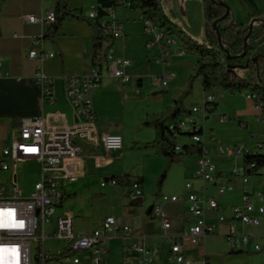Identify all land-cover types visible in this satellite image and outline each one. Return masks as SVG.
Instances as JSON below:
<instances>
[{
	"label": "crops",
	"instance_id": "crops-1",
	"mask_svg": "<svg viewBox=\"0 0 264 264\" xmlns=\"http://www.w3.org/2000/svg\"><path fill=\"white\" fill-rule=\"evenodd\" d=\"M64 1L68 3L70 9H82L84 15L87 17L98 7L97 0H93V5L92 0ZM71 1L75 3L71 5ZM225 1L227 3V0ZM254 1L261 13L260 18L264 19V12L261 10L259 2L257 0ZM184 4L185 1H183ZM125 8L129 7L125 6ZM54 9L55 3L53 0H6L0 8V55L2 64L0 67V162L3 159V148L10 144L13 131L20 127L23 119L43 117L52 121L51 117L58 115L68 125L76 123V116L67 96V80L69 78L90 74L98 62L102 63L101 68L104 69V63L106 62L105 55L108 51L116 58L137 61L136 64L132 61V65L127 71L132 77L130 83L123 84L120 80L107 76L103 79L101 87L92 96V106L97 116L96 125L98 134H117L122 136L124 140L123 149L107 154L99 143L92 144L86 141H79L82 146L81 160L77 163L66 162L64 170L55 174L66 200H63L61 205L58 206L56 215L49 224L52 226L48 232V225L45 233L47 240H56L54 234L57 218L65 215L73 217L74 232L78 235L90 234L101 230L106 218L116 217L121 219L123 224L132 230L127 235L120 232L111 239L122 238L125 259L128 254H130L129 256L133 255L130 251L138 245L157 248L160 254L163 247H159L156 241L163 239V225L160 220L156 219L154 214H150L146 210L150 203L169 204V202H165L162 199L169 195H166L165 191L162 190L159 196H157L158 191L147 185L146 176L149 170L152 171L153 164H155L157 171L167 169L168 160L164 157L156 156L153 151H134L132 147L135 144L145 145L154 141L156 136L155 131L149 124L151 123L149 122L151 116L157 113L161 116L168 107L174 106L177 99L187 89L189 78L186 84L180 86L169 98L166 95H160L159 98H156V100L161 102V108H159L158 112H150L142 108L129 122L128 116H126L127 106L132 102L143 104L146 99H141L143 93L147 95L153 91V95H155L154 93L162 91L168 95L167 89L172 80L168 87L156 88L153 85L155 77L152 80L151 78H147L150 76L146 73V70H149L147 60H157V62L160 61L158 62L159 64H166L167 58L171 56L169 48L167 46L162 48L158 44H154L152 48H149L148 44L154 40L153 33L147 32L149 22L144 21L141 14L132 10L122 11L121 9H119V14L117 13L118 9H116L114 17L122 27L123 36L120 39H115L110 50L103 47L95 53L92 46V31L86 24L72 19H67L64 22L63 30L59 32L56 38V44L45 42L42 39L44 29L39 25L25 24L22 17L26 15H40L54 11ZM250 20L252 21L251 18ZM202 21L203 24V18ZM182 25L188 27V30L191 23L186 20ZM244 25L249 26L250 24L245 23ZM152 26L154 27V24ZM154 48H157L159 53H162L161 57L157 58V56H153L152 51ZM32 50H44L45 52L55 54L54 58L48 59L43 63L44 73L52 81L54 102L44 99L42 86L35 80V73L39 62L37 60H29L28 55ZM183 54L181 51L180 55L183 56ZM191 74L192 72H190V76ZM163 76L166 75L162 74L156 77ZM171 76L173 77V75ZM136 97H140V99L137 100ZM188 109L191 110V108ZM218 109L219 107H217L216 112ZM211 118V114L206 112L205 119L209 120ZM197 123H199L198 120ZM200 125L203 132L202 135L204 136V124ZM3 131H9L6 140L2 138ZM211 136L213 137L212 134ZM183 137H186L187 142L181 145L192 144L188 136ZM2 143H4L3 146ZM262 144L264 143L261 142L259 146ZM248 150L260 151L261 149L249 148ZM23 161L36 163L34 160H22L16 163ZM9 162L11 169V164L16 163L11 160ZM9 171L0 169V172ZM217 172L223 175L227 174L225 168L217 169ZM73 176L77 178L74 182L70 180V177ZM113 177L121 179V183L116 186L107 183L103 186V183H106ZM193 178L194 184L187 183L192 185L193 191L200 197H215L226 209L225 214L227 213V217H229V209L237 206L234 205L238 203L235 200V193H240V203H243L244 186L240 178L229 180L233 189L232 191H227L222 196L217 195L215 187L204 185L195 176V173ZM13 180L18 183L17 174H14ZM134 181H138L143 190V198L135 202L128 198L130 186ZM247 187L250 192L258 191L257 185L250 187V178ZM165 188L166 185L164 184L163 189L165 190ZM32 189L33 187H31L30 191ZM187 195L188 191L186 188L180 192L179 196L172 194L170 197L177 196L180 200L177 204L169 205L183 206L187 212ZM137 203L142 204L141 206H137ZM168 214L173 224V229L169 232L171 235L182 232L194 222V217L188 213L189 216L183 219V225L178 227L173 221V214L171 212ZM207 221L215 223L216 213L209 211L207 213ZM229 224L230 221L219 225L216 232L219 238L227 244L226 237ZM234 224L236 225V223ZM253 230V234H249V236L264 241L261 237L262 229ZM207 239L203 244L188 253L192 259L201 260L202 258H206L214 263L207 247ZM110 241L108 243L107 255L105 256V264L109 262ZM147 241H152L154 245L147 246ZM194 252H196V255H193ZM245 252L247 254L250 253L248 249ZM86 254L88 262L92 264L89 253ZM169 254L171 259L170 248ZM229 254L236 253L229 247ZM155 258L152 264L155 263ZM171 261L173 260L171 259Z\"/></svg>",
	"mask_w": 264,
	"mask_h": 264
},
{
	"label": "built area",
	"instance_id": "built-area-1",
	"mask_svg": "<svg viewBox=\"0 0 264 264\" xmlns=\"http://www.w3.org/2000/svg\"><path fill=\"white\" fill-rule=\"evenodd\" d=\"M129 7L128 4L124 5ZM108 16L99 20L104 35L117 39L123 36L120 23L114 17V9H108ZM89 18L98 19L97 10L93 11ZM25 24L39 25L44 29L57 21L55 11H49L40 15H26L22 17ZM155 33L154 40L148 44L152 48L154 44L162 48H168L174 44L170 39L165 40V33H159L151 22L147 25V32ZM103 47H108L104 42ZM55 57L54 53L44 50L30 51L29 60H37L39 66L36 69L35 80L42 86L44 99L54 102L52 81L46 76L43 63ZM104 69L98 62L95 69L88 75L73 77L67 80V96L76 116V123L68 125L58 115H53L52 121L43 118H27L21 121L19 128L12 134L10 144L3 148V159L0 169L9 171L10 160L15 163L22 160H34L41 166L40 180L33 186L30 193L16 186L10 191L0 188V264H48L50 259L60 257L72 264H81L78 257L81 253H89L92 264H103L108 251V243L118 233L127 235L132 232L125 226L121 219L116 217L106 218L103 228L90 234H76L74 232V219L71 215L57 218V226L54 234L56 240L63 242V246L54 257L46 250V227L52 222L59 205H61L64 192L56 180L55 174L64 170L66 162L77 163L81 160L82 146L79 141L92 144L99 143L107 154L123 149V137L117 134H98L97 116L92 106V96L101 87L105 77L110 76L120 80L123 84L131 82L132 77L127 73L132 61L124 58H116L109 51L105 55ZM160 62V61H158ZM0 55V67H1ZM8 76V74H7ZM171 75L155 77L153 85L156 88H166L172 80ZM248 100H255V96L249 95ZM215 96L209 95L205 101L204 109L208 111V104L214 103ZM256 110L261 113V105L256 102ZM199 108H193L190 115L179 117L175 122H170L169 129L175 137L187 136L191 145L203 143L202 136L198 134L201 128L195 120V114ZM221 122L227 121L226 116L221 117ZM260 120V117L257 118ZM63 121V122H62ZM190 133V134H188ZM264 149V144L259 146ZM183 145L177 144L176 152L181 153ZM248 149L242 147H221L220 154L228 158L244 157ZM232 179L240 178L243 182V203L229 209V217L225 215L226 209L215 197H200L193 191L191 184L186 185L187 212L194 217V222L187 229L176 235L169 232L173 229L170 215L163 206L157 205L155 217L163 225L162 238L170 243L172 260L176 264H215L206 258L192 259L188 253L192 252L205 240L218 231L219 225L229 222L227 242L233 252L245 251L248 248L251 237L245 233H239L234 223L240 222L243 228L262 229L261 237L264 239V189L263 191L250 192L248 190L249 178L244 165L234 170ZM244 174V175H243ZM195 176L204 185L216 188L217 195L222 196L227 191H232L231 181L225 180L226 176L218 173L208 149L204 148L198 156V165ZM260 176H264V169ZM231 179V180H232ZM72 182L75 176L70 177ZM16 183V182H15ZM67 183V181H65ZM118 185L114 178L106 183ZM17 184V183H16ZM128 198L138 201L143 198L142 186L138 181L132 182ZM169 204H177L180 198L177 196H165L162 198ZM216 213V222L207 221L208 212ZM264 251V244L255 245V252ZM133 255L125 259L124 264H152L158 256L159 249L138 245L130 251Z\"/></svg>",
	"mask_w": 264,
	"mask_h": 264
},
{
	"label": "rangeland",
	"instance_id": "rangeland-1",
	"mask_svg": "<svg viewBox=\"0 0 264 264\" xmlns=\"http://www.w3.org/2000/svg\"><path fill=\"white\" fill-rule=\"evenodd\" d=\"M50 1V0H49ZM183 1L185 4L183 5ZM244 0H227V5L231 8L234 19L237 23L242 24H250V16L247 9L243 6ZM259 5L261 6V10L264 12V0H257ZM75 2L71 1V5ZM92 0V5H93ZM162 7L166 15L169 19L182 26L185 31L188 27H184V22L187 20L191 25L187 32L199 43L204 44V30L202 24L203 18V6L200 0H163ZM93 9V8H92ZM117 13L119 14V9L131 11L130 8H125V6H120L117 8ZM139 14V13H138ZM154 24V27L157 28L159 33H165L159 27V24L156 22H151ZM155 35L154 31L151 32ZM166 35V34H165ZM120 39V38H118ZM170 39L174 42L173 45L169 48L171 56L167 58V63L162 64L158 63L157 60H147L148 61V69L146 70L147 74L152 78L156 76L165 75H173L172 82L168 87V95L166 92L159 91L154 93L153 91L149 92L147 95L143 93L141 99L146 98L143 104L132 102L129 106H127V113L129 122L133 119L135 115L144 108L146 111L150 112H158L159 108H161V102L156 100L161 96H165L169 98L173 92H175L180 86L186 84L190 72L193 73L195 65L197 63V58L191 55L187 50L184 49L181 40L177 36H167L165 40ZM183 52V56L180 55V52ZM187 52V53H186ZM153 56H157V58L162 56V53H159L157 48H154L152 51ZM131 60V59H130ZM250 61H255L256 57L253 53L250 54ZM133 61V60H132ZM137 61H133L136 64ZM162 62V61H161ZM4 71L3 68H1ZM57 85H59L57 83ZM151 89V87H150ZM209 95L215 96V103L218 105V111L211 114L212 120H206L205 114L206 111L204 109L205 101ZM247 95L249 93L231 95L222 90H205L203 87L202 79H198L195 81L193 86V95L187 100L186 106L191 108H199L200 111L196 113L195 120H198V126L200 124H204V136L202 135L203 145L205 149L209 150V154L213 163L215 164L217 169L225 168L226 178L225 180L232 179V172L236 169H240L243 165V158H228L219 153L221 147H242L243 149H259V144L264 143V122L261 120L258 121L257 118L261 117V113H259L255 106V100H248ZM156 96V97H154ZM136 99H140V97H136ZM223 115L226 116L227 121L225 123L221 122V117ZM160 116L159 113L152 115L149 122H153ZM9 131L2 132V138L6 140ZM213 135V137L211 136ZM177 144H183L187 142L186 137L181 136L176 140ZM205 143V144H204ZM4 143H2V146ZM264 152V150H262ZM197 156H181L180 160L172 165L168 172L167 176L162 184L161 191H165L166 195L171 196L172 194H177L179 196L180 192L184 191L187 183L194 184V173L197 169ZM41 166L37 163H29L27 161L19 162L16 164H11V169L9 172H0V188L11 190L18 186L22 190H24L25 194L30 193L31 187H33L40 180ZM166 169H162L157 171L155 164H153L152 171L149 170L146 176L147 185L151 188H155L158 191L157 183L161 178L162 174ZM14 174L18 175V183L16 184L13 180ZM244 175V174H243ZM164 184L166 185L165 190ZM257 185L258 191H263L264 185V176L259 177H250V187ZM156 191V192H157ZM235 200L238 203L234 205H241L240 203V193H235ZM157 205H161L164 209L169 213L173 214V221L175 224L180 227L183 225V219L188 215L183 206H173L169 204L163 203H150L147 207V212L155 215V208ZM226 216L227 213L225 214ZM157 219V218H156ZM158 220V219H157ZM238 227V232H245L246 235L253 234L254 230L252 228H243V225L240 222L236 223ZM52 225L47 227V231L49 232ZM122 239V238H121ZM121 239H113L110 241V254H109V262L107 264H124L125 258L123 255V242ZM63 242L60 240H47L46 241V250L54 257L56 255ZM159 244V247H163V250L155 258L154 264H175L170 259L169 248L170 243L165 239H160L156 241ZM207 247L210 252V256L214 263L216 264H264V251L257 253L255 252V245L264 244V241L261 239H250V243L248 245L249 254H229L228 244L224 240L219 238L217 233L212 234L207 239ZM164 244V246H163ZM147 246H153L152 241L146 242ZM196 255V252L193 255ZM81 259V264H90L88 262V257L86 253H81L78 255ZM48 264H71L65 260L51 261ZM105 264V263H103Z\"/></svg>",
	"mask_w": 264,
	"mask_h": 264
},
{
	"label": "trees",
	"instance_id": "trees-1",
	"mask_svg": "<svg viewBox=\"0 0 264 264\" xmlns=\"http://www.w3.org/2000/svg\"><path fill=\"white\" fill-rule=\"evenodd\" d=\"M6 0H0V8ZM55 3L56 23L48 26L43 35V41L56 44V38L63 30L64 22L72 19L84 23L93 33L92 46L94 52L103 48L104 42H108L107 50H110L115 39L104 35L99 20L108 16V9L116 10L120 6L128 4L129 8L141 14L146 22H156L165 31L167 36H177L185 50L197 58L194 71L189 77L187 89L177 99L175 105L168 107L166 111L155 121L149 123L155 131L153 142L145 145L135 144L134 151H153L156 156L164 157L168 160V167L159 179L157 186L159 196L162 184L167 176L169 168L178 162L181 156H199L204 151L203 143L197 145H184L181 153L176 152L177 137L169 129L170 122H175L179 117L191 114L186 102L193 95V86L196 80L202 79L205 90H222L231 95L249 93L255 96L256 102L261 105V120L264 122V28L256 24L245 45V38L249 33L248 26L237 23L230 16L219 25L222 44L220 46L218 35L213 29V23L220 19L226 12L219 3L227 5L225 0H200L203 6L204 19V44H199L181 26L172 22L163 10V0H97L98 19H91L84 15L82 9H70L64 0H53ZM228 6V5H227ZM243 6L249 12L251 19L260 18L261 13L254 0H244ZM248 50L245 57L239 59H229L228 53L233 57L240 56ZM256 57L255 61H250V54ZM208 113L213 114L218 105L214 102L207 105ZM190 134V133H188ZM202 136L203 132H198ZM188 136V135H187ZM248 150L243 157V165L250 177L260 175L264 169V152ZM117 184L121 179L113 177ZM63 200H66L64 197ZM142 203H137L141 206ZM236 254H247L245 251L234 252ZM60 261L61 258H53L51 261Z\"/></svg>",
	"mask_w": 264,
	"mask_h": 264
},
{
	"label": "water",
	"instance_id": "water-1",
	"mask_svg": "<svg viewBox=\"0 0 264 264\" xmlns=\"http://www.w3.org/2000/svg\"><path fill=\"white\" fill-rule=\"evenodd\" d=\"M212 2L214 4L218 3L216 0H212ZM220 6L224 7L226 12L225 14L218 20H216L214 23H213V29L214 31L217 33L218 35V41H219V44L220 46H222L223 49H225V47L223 46L222 44V38H221V33H220V30H219V25L221 22L225 21L231 14V8L227 5H225L224 3H219ZM258 24V25H261L263 28H264V19L263 18H255V19H252L250 25L248 26V30H249V33L248 35L246 36L245 38V45L247 46L248 45V39L250 37V34L252 33L253 31V28L254 26ZM248 50H245L244 53L240 56H237V57H233L231 56V54L228 53V58L229 59H239V58H242V57H245L246 54H247Z\"/></svg>",
	"mask_w": 264,
	"mask_h": 264
}]
</instances>
